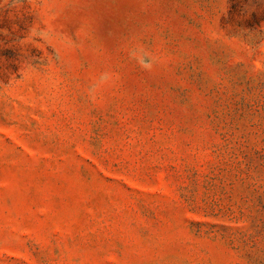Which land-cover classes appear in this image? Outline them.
I'll use <instances>...</instances> for the list:
<instances>
[{"label":"rangeland","instance_id":"rangeland-1","mask_svg":"<svg viewBox=\"0 0 264 264\" xmlns=\"http://www.w3.org/2000/svg\"><path fill=\"white\" fill-rule=\"evenodd\" d=\"M0 264H264V0H0Z\"/></svg>","mask_w":264,"mask_h":264}]
</instances>
